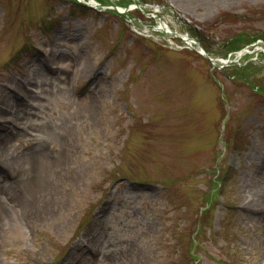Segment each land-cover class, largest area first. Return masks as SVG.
<instances>
[{
	"label": "rangeland",
	"instance_id": "374dc122",
	"mask_svg": "<svg viewBox=\"0 0 264 264\" xmlns=\"http://www.w3.org/2000/svg\"><path fill=\"white\" fill-rule=\"evenodd\" d=\"M96 2L0 0V264H264V0Z\"/></svg>",
	"mask_w": 264,
	"mask_h": 264
},
{
	"label": "trees",
	"instance_id": "16d2710c",
	"mask_svg": "<svg viewBox=\"0 0 264 264\" xmlns=\"http://www.w3.org/2000/svg\"><path fill=\"white\" fill-rule=\"evenodd\" d=\"M83 10L85 9L84 7L82 8ZM251 42H253V40L251 39V41H249V40H247L246 42H245V44H248V43H251ZM230 48H229V50L230 51H234L235 52V50H237V49H239V47L240 46H238L239 44H233L232 42H230L229 44H227ZM227 47V46H226Z\"/></svg>",
	"mask_w": 264,
	"mask_h": 264
},
{
	"label": "bare ground",
	"instance_id": "6f19581e",
	"mask_svg": "<svg viewBox=\"0 0 264 264\" xmlns=\"http://www.w3.org/2000/svg\"><path fill=\"white\" fill-rule=\"evenodd\" d=\"M166 26V27H165ZM159 28H161L162 30L164 29H168L169 27L166 25V24H163V25H160V27Z\"/></svg>",
	"mask_w": 264,
	"mask_h": 264
}]
</instances>
